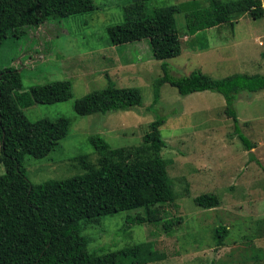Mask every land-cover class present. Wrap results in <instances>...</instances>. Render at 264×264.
I'll use <instances>...</instances> for the list:
<instances>
[{
  "label": "rangeland",
  "instance_id": "obj_1",
  "mask_svg": "<svg viewBox=\"0 0 264 264\" xmlns=\"http://www.w3.org/2000/svg\"><path fill=\"white\" fill-rule=\"evenodd\" d=\"M194 1L202 0L146 3L147 14L153 8L190 3L176 14L182 54L166 61L155 58L148 39L110 45L107 29L125 22L124 9L132 0H94L96 8L89 13L53 19L28 28L19 38L7 39L0 46V70H18L21 91L57 80L72 82L69 100L51 105L35 102L23 109L31 121L60 117L71 121L67 138L55 151L42 159L27 155L23 165L34 184L74 176L82 173L80 164L73 161L76 156L97 158L91 136L99 135L115 148L138 145L156 116H165L163 156L173 160L168 170L176 206H169L167 217L157 224H132L131 217L142 210L108 216L101 225L83 229L82 235L90 241L88 250L101 254L151 242L166 257L149 264H264V168L260 165L264 166V91L241 93L234 102L242 133L257 145L252 151L235 133L225 113V99L218 92L181 95L165 84L158 105L151 108L163 62L174 77L195 70L215 79L236 72L264 74V17L244 16L233 32L228 26L201 31L197 43L206 38L210 48L193 50L195 39L187 33L186 15L198 8ZM107 75L119 88H139L142 105L129 111L78 115L76 101L106 88ZM4 173L0 165V175ZM204 193L216 194L220 205L197 206L194 198ZM172 218H181V223L168 232L164 222ZM220 224L228 228V234L224 244L217 246L214 233Z\"/></svg>",
  "mask_w": 264,
  "mask_h": 264
},
{
  "label": "trees",
  "instance_id": "obj_2",
  "mask_svg": "<svg viewBox=\"0 0 264 264\" xmlns=\"http://www.w3.org/2000/svg\"><path fill=\"white\" fill-rule=\"evenodd\" d=\"M132 0L124 9L125 22L107 29L112 46L148 39L157 60L166 61L182 54L176 14L190 3L153 8L147 14L146 3ZM186 15L188 35L195 39L193 50L209 49L208 40L199 33L225 26L234 31L237 21L248 16L264 17L262 0L194 1ZM202 3V4H201ZM96 8L94 0H0V46L10 37H21L30 27L70 16L89 13ZM203 42V41H202ZM163 75L154 85L151 108L158 105L161 87L168 84L181 95L215 91L225 99V113L233 121L235 133L244 146L257 147L244 136L234 107L238 95L264 91V74L236 72L215 79L200 70L188 76L174 77L169 64L163 62ZM108 86L78 99L75 111L80 116L114 111H129L142 105L139 88H119L107 75ZM21 73L8 67L0 70V264H149L165 259L151 242H141L116 251L97 254L88 250L89 239L83 229L101 225L103 219L124 211L142 210L131 217L132 224H157L168 215L167 208L175 197L169 166L165 159L167 143L161 127L165 116H156L138 145L112 147L103 137L89 138L97 158L76 156L82 173L64 179H51L34 184L27 176L23 162L27 155L47 157L67 138L68 118H43L31 121L23 109L35 102L51 105L69 100L70 80H57L21 91ZM264 168V166L260 163ZM264 170V169H263ZM197 206L211 209L220 205L219 197L204 193L194 198ZM84 223V224H83ZM181 218L164 222L166 231L179 225ZM228 228L220 224L214 233L217 246L224 244Z\"/></svg>",
  "mask_w": 264,
  "mask_h": 264
}]
</instances>
